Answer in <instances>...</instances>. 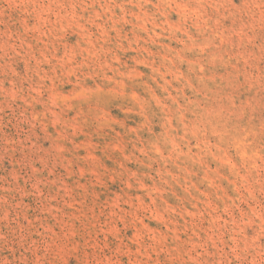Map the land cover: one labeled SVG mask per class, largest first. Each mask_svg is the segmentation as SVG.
I'll return each mask as SVG.
<instances>
[{
    "label": "rangeland",
    "instance_id": "obj_1",
    "mask_svg": "<svg viewBox=\"0 0 264 264\" xmlns=\"http://www.w3.org/2000/svg\"><path fill=\"white\" fill-rule=\"evenodd\" d=\"M0 264H264V0H0Z\"/></svg>",
    "mask_w": 264,
    "mask_h": 264
}]
</instances>
